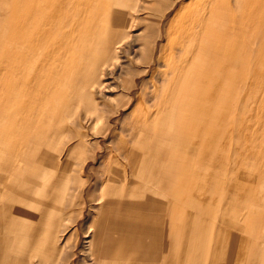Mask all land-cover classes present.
Returning a JSON list of instances; mask_svg holds the SVG:
<instances>
[{
	"label": "rangeland",
	"instance_id": "374dc122",
	"mask_svg": "<svg viewBox=\"0 0 264 264\" xmlns=\"http://www.w3.org/2000/svg\"><path fill=\"white\" fill-rule=\"evenodd\" d=\"M209 1L0 0V264H99L105 202L175 163L238 239L178 263L175 226L171 264H264V0Z\"/></svg>",
	"mask_w": 264,
	"mask_h": 264
},
{
	"label": "crops",
	"instance_id": "0c3cea01",
	"mask_svg": "<svg viewBox=\"0 0 264 264\" xmlns=\"http://www.w3.org/2000/svg\"><path fill=\"white\" fill-rule=\"evenodd\" d=\"M175 165V173H162V178L157 182L151 170L140 181L133 178L129 181L124 180L119 190H116L115 199L109 200L110 203L105 200L106 204H114V206L109 212L111 224L106 229L101 227L94 236L97 239L96 254L99 264H125L131 263V259L156 261L158 257L162 258L163 264H171L172 231L175 226L180 232L176 245L182 247L178 263L185 256L187 240L194 234L198 238V243L200 239L203 242L204 238L212 237L215 246L219 245L221 248L225 246L227 249L233 238L234 244L237 245L238 236L221 227H218V231L216 230L214 234V228H211L205 219H202L198 226L189 229V226L197 222L195 212L204 214L210 209H217V206L213 207L210 199H206L201 191L189 188L190 166L181 167L176 163ZM153 181L155 183H152ZM137 182L138 185L135 186ZM105 196L106 191L102 187L100 198ZM216 201L220 200L216 199ZM187 205L188 209H192V213L187 212ZM218 208L220 211L221 205ZM209 244L211 243L207 242L204 246ZM131 248L140 255L131 254L126 260ZM217 259L224 257L218 254ZM8 264H13L12 256Z\"/></svg>",
	"mask_w": 264,
	"mask_h": 264
},
{
	"label": "bare ground",
	"instance_id": "6f19581e",
	"mask_svg": "<svg viewBox=\"0 0 264 264\" xmlns=\"http://www.w3.org/2000/svg\"><path fill=\"white\" fill-rule=\"evenodd\" d=\"M215 2H216V0H211V1H209V2H207L206 4H205V8H204V11L202 12V13H204L205 15H206V13L210 10V9H213V7H214V5H215ZM217 11V10H216ZM212 15V14H211ZM204 16V15H203ZM211 17H213V16H211ZM212 21V20H211ZM207 26V25H206ZM183 27V26H182ZM208 27V26H207ZM211 28V27H210ZM192 29V28H191ZM181 30V29H180ZM196 30V29H195ZM198 31H199V29H198ZM191 32V31H190ZM232 33V32H231ZM165 36V35H164ZM199 37V36H198ZM12 47V46H11ZM171 47V46H170ZM169 47V48H170ZM175 48V47H174ZM168 49V48H167ZM171 49V48H170ZM169 50V49H168ZM170 51V50H169ZM9 52V51H8ZM171 52H173V50L171 51ZM249 52V51H248ZM176 53V52H175ZM182 53V52H181ZM245 53V52H244ZM184 54V53H183ZM187 54H188V52H187ZM248 54V53H247ZM172 56V55H171ZM183 56V55H182ZM181 56L179 55L178 56V59L180 58ZM170 62V61H169ZM180 62V61H179ZM175 71V70H174ZM173 75V78H174V74H172ZM172 75H170V77L172 76ZM173 78L171 79V80H173ZM172 82V81H171ZM164 107H165V105H164ZM164 109V108H163ZM52 244V243H51ZM52 245H54V243L52 244ZM51 247V246H50ZM53 248V247H52ZM50 252H51V249H50ZM51 263V262H50ZM51 264H53V263H51Z\"/></svg>",
	"mask_w": 264,
	"mask_h": 264
}]
</instances>
